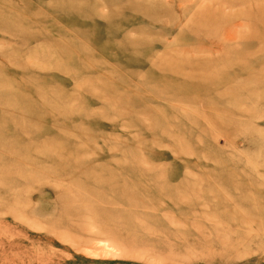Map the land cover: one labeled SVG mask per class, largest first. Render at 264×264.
<instances>
[{
    "label": "rangeland",
    "instance_id": "1",
    "mask_svg": "<svg viewBox=\"0 0 264 264\" xmlns=\"http://www.w3.org/2000/svg\"><path fill=\"white\" fill-rule=\"evenodd\" d=\"M0 264H264V0H0Z\"/></svg>",
    "mask_w": 264,
    "mask_h": 264
}]
</instances>
